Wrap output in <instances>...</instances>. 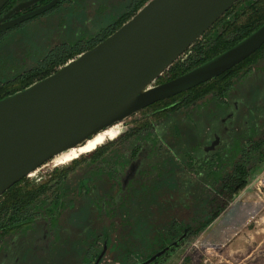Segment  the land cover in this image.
<instances>
[{"label": "rangeland", "instance_id": "obj_1", "mask_svg": "<svg viewBox=\"0 0 264 264\" xmlns=\"http://www.w3.org/2000/svg\"><path fill=\"white\" fill-rule=\"evenodd\" d=\"M20 1L23 0H18L13 5ZM131 2L132 0H70L61 7L10 30L6 37L0 39V84L14 81L20 75L30 72L39 65L47 53L60 45H84L93 37L102 35L103 29L111 28L116 18L127 10ZM263 71L264 58L256 62L248 74L234 80L235 89L246 91L247 87L251 86L250 83ZM165 73L161 78L168 79L170 76L167 78ZM18 86H20L18 83L13 85L15 88ZM260 94L264 103V89ZM219 96L210 93L203 99L211 102L213 99L219 100ZM234 97L232 99H237ZM211 105L213 106L211 103L208 106ZM155 110L156 108L146 113ZM192 110L188 106L181 107L176 113L168 114L161 121L148 117L144 124L150 122L152 124L155 121L153 125L158 128L160 136L158 143L163 142L167 148L178 151L180 155L188 141L184 126L192 117L190 114ZM142 117L144 113L117 124L83 146L56 156L28 176L30 181L37 184L51 179V175L58 178L59 171L68 170L62 185L55 188V192L53 190L49 196L59 197L60 203L55 214L56 221L51 222L53 226L54 222L58 226L55 228L51 226L47 234L51 240L52 235L63 240L64 243L61 245H64L62 250L68 255L67 263L81 264L87 246L96 238L98 253H101L106 241L108 244V252L102 264H133L144 261L159 251L163 245L171 242L172 236L178 237L185 228L192 227L198 234H191L186 241L155 264H264V154H260V150L250 151L248 162L244 163L249 173L246 187L234 198L226 211L203 230L201 228L213 217L218 202L224 198L216 196V191L222 189L224 183H212V179H209L205 171L202 177L196 172L192 179L195 181L194 184H190L186 179L182 183H175V187L168 186L159 191H155L154 184H145L146 196L143 194L144 197L142 195L140 197L142 199H139V191L133 190L129 193L131 198L124 200L121 191L118 192L106 184L102 185L93 173L98 168L102 171L107 170L110 166L108 154L99 164L95 163L91 153L72 163L61 165L102 144L109 146L113 141H115L113 150L130 153L140 139L116 143V138L127 131L131 123L134 124ZM257 122L259 127L256 126ZM242 126L240 135L243 138L242 147L250 148L251 144L264 138V114L249 116L248 125ZM252 126L254 131L250 135L249 127ZM160 129L163 131L160 132ZM162 147L166 149L164 145ZM170 152L168 150V153ZM149 154L147 147L144 156L151 158ZM180 157L185 160L182 155ZM234 159L235 155L231 161L234 162ZM241 159L242 157L238 158L240 163ZM239 162L237 164H240ZM178 167L181 168V164ZM224 170L227 177L231 175L234 172L233 163H227ZM103 178L107 179V176ZM96 182L99 183V187L94 192ZM135 188H140V185ZM157 192L158 199L148 197L156 195ZM213 198L216 200L212 201ZM46 220L49 221L48 217ZM174 224L177 225L176 230L171 232ZM63 226L70 231L66 237L61 232ZM40 234L39 237L42 239L44 233ZM53 246L55 244H52V251ZM56 253L58 254L59 250ZM83 262L94 264L95 257H88Z\"/></svg>", "mask_w": 264, "mask_h": 264}, {"label": "water", "instance_id": "obj_2", "mask_svg": "<svg viewBox=\"0 0 264 264\" xmlns=\"http://www.w3.org/2000/svg\"><path fill=\"white\" fill-rule=\"evenodd\" d=\"M11 0H0V12ZM23 0L0 18V33L64 0ZM238 0H149L94 48L54 74L0 100V198L56 156L140 111L217 79L264 45V22L246 38L193 70L155 83ZM173 242L143 264L175 248ZM105 251L99 256V264Z\"/></svg>", "mask_w": 264, "mask_h": 264}, {"label": "flooded vegetation", "instance_id": "obj_3", "mask_svg": "<svg viewBox=\"0 0 264 264\" xmlns=\"http://www.w3.org/2000/svg\"><path fill=\"white\" fill-rule=\"evenodd\" d=\"M49 1L50 0H40L18 14L29 12ZM68 1L70 0H64L41 15H45L61 7L62 4ZM13 6L14 5L7 9L4 8L0 12V18ZM26 22L1 32L0 39L6 37V34L10 30L20 27ZM209 30L199 40L207 43L209 39L207 37ZM93 39L94 37L91 40ZM185 54L180 58L183 61L188 58L187 55L185 57ZM171 80L173 79L165 80L164 78H160L155 83V86L167 83ZM254 80L250 83L251 86L247 87L246 91H238L233 87L226 95L219 94V100L214 101L213 99L211 102H208L203 99L202 101H195L188 105V107L193 109L190 113L192 117H190L191 120L189 119L184 126V128H186V138L188 141L186 146H184L185 150L181 152L180 155H178V151L167 148L163 142L158 143L160 136H158V128L153 125L155 121L152 124H150L151 122L144 124V120L149 117L160 119L159 121H161L165 119L164 117L168 114L176 113L178 109H174H176L182 101L191 99V97L178 98V96H175L140 111L137 114L144 113V117L135 121L134 124L131 123V127L116 138V143L122 140L131 141L135 138L140 139L130 153H125L124 150L120 151V153L113 150L115 141L109 146L101 145L92 153L91 156L97 164L103 161L106 154H108L110 158V166H108L106 171H102L98 168L93 172L97 180H99L102 185L106 184L116 189L118 192L121 191L123 193L122 199L124 200L131 198L129 193L133 190L139 191V199H142L140 197H142L143 194L146 196L147 188L145 184H154L155 186L153 188L155 191L162 190L164 187L166 188L168 186L175 187V183H182L186 179L190 184H194L195 181L192 179L196 172H198V176L202 177L205 171L209 179H212V183H226L228 177L224 172V166H226L227 163H233L235 167L238 165V158L242 157L241 151L244 148L242 147L243 138L240 136L242 135V125H248L249 116L255 117L257 114H264V108H261V105L264 104L263 98L260 97V92L264 89V71L260 72ZM233 97L237 99H232ZM210 103L213 104V106L211 105L209 107L208 105H210ZM154 108H156V110L152 113H146V111H150ZM168 110L171 111L168 112ZM161 112H166V114L157 117ZM187 115L188 113L185 114L186 117ZM256 126H260L259 122H257ZM249 129V134L252 135L254 131L253 126L249 127ZM162 131L163 129H160V132ZM255 132H257V129ZM144 138L146 139L144 140ZM129 145L130 144H128V146ZM163 145L166 149H163ZM147 147L149 148V156H151V158H147L148 156L146 155L144 156ZM168 150L171 152L168 153ZM181 155L185 160L180 159L182 158L180 157ZM233 155H235L234 162L231 161ZM180 164L181 168L178 167ZM104 176H107V179L103 178ZM28 181H30V179H28ZM46 181L42 182L44 183ZM62 182L63 179L59 181L55 178L47 184L46 189L48 190L39 196L37 200L32 201L30 205L21 210L13 208L7 215L4 213V201L2 200L5 194L0 198V264H68L66 261L68 255L65 253V250H62L64 247V245H61V243H64L63 240H59L55 235H52L53 239L51 240L49 235H47L48 232H50L51 226H53L51 222L56 221L55 214L58 212L57 209L60 203L59 197L49 196L52 195L53 190L55 192V188H59L60 185H62ZM95 185L97 186L94 192L98 189L99 183L96 182ZM137 185H140V188H135ZM158 193L159 192H157L156 195H148V197L158 199ZM47 217L49 221L46 220ZM57 226V223L54 222L53 227L55 228ZM176 226L177 225L174 224L172 228ZM78 229L82 230V228ZM52 231L55 232L54 230ZM193 231L194 229H192V227L185 228L180 236H172L173 240L171 242L163 245L159 251L149 258L144 261L134 262L133 264H143L155 254L170 246L173 242L179 241L180 238L185 237L184 240L179 243L178 246H180L188 239ZM41 232L44 233L42 234V239L39 237L41 236ZM61 232L65 237L68 235V232L70 233L65 226L61 228ZM93 240L95 241L87 246L88 249L81 259V264H84L83 261L86 258L92 256L95 257L94 264H96L99 256L105 251L103 258L99 262V264H102L108 252L107 241L104 243L101 253H98L96 244L98 243V239L96 238ZM82 243L85 244L84 241ZM52 244H55V246H53V251L51 249ZM175 248H172L161 258L165 257ZM55 250H57L56 252L59 250V253L57 254L54 252ZM161 258L152 264L157 263Z\"/></svg>", "mask_w": 264, "mask_h": 264}, {"label": "trees", "instance_id": "obj_4", "mask_svg": "<svg viewBox=\"0 0 264 264\" xmlns=\"http://www.w3.org/2000/svg\"><path fill=\"white\" fill-rule=\"evenodd\" d=\"M16 1L18 0L9 1L5 9L10 8ZM147 1L148 0H132L131 5L127 7V10L121 16L116 18L114 25L112 24L113 26L107 30L103 29L104 32L102 35L100 34L98 37H95L93 40H90L84 44L87 46H84L83 44L60 45L54 48L51 52L47 53L46 56L43 57L42 61H40L39 65L30 72L20 75L14 81H10L5 84L1 83L0 100L54 74L60 67L66 65L71 59H74L76 56L92 49L98 43L104 41L123 23L134 16ZM263 22L264 0H238L209 30L207 35L209 39L207 40V43L199 40L193 46H191L185 54V57L187 55L188 58L184 61L179 59L177 62H175V64L165 73L167 78L170 76L165 80L175 79L231 48L246 38L247 35L258 28ZM262 58H264V45L254 55L231 70L227 71L217 79L178 95V98L191 97V99H185L174 110L180 109L181 107H187L192 102L199 101L210 93L226 95L230 90L233 89L234 80L245 74H248V72L251 71L253 65ZM16 83L20 85L17 88L13 87V85ZM171 110H168V112ZM165 114L166 112H161L157 115V117L164 116ZM98 147L94 150L80 154V156L77 158L63 162L61 165H67L84 155L93 153L98 149ZM263 148L264 138L251 144L250 148L248 146L243 148L241 151V163L234 167V172L228 176V181L224 183L222 189H218L216 191V196H223V200L218 202L219 204L216 207L213 217L201 228V230H203L209 224H212L223 212H225L230 203L233 202L234 198L246 187L249 173L244 163L248 162L250 151H255L257 149L260 150V154H264ZM67 171H59L58 173L60 174L58 175V178L56 175H51V179L44 183L42 182L39 184H34L32 181H28V178H25L14 185L5 193L2 198L4 201L3 206L5 215H7L13 208L21 210L22 208L30 205L32 201L37 200L39 196L48 190L46 187L48 183L54 180L52 178H56L59 181L62 179L64 180ZM213 200L215 201L216 198H213L212 201ZM175 230L176 229L174 227L172 228L171 232H175ZM192 234L198 233L193 231Z\"/></svg>", "mask_w": 264, "mask_h": 264}]
</instances>
